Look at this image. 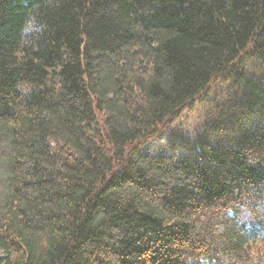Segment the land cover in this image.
<instances>
[{"label":"trees","instance_id":"trees-1","mask_svg":"<svg viewBox=\"0 0 264 264\" xmlns=\"http://www.w3.org/2000/svg\"><path fill=\"white\" fill-rule=\"evenodd\" d=\"M205 263L264 264V0H0V264Z\"/></svg>","mask_w":264,"mask_h":264},{"label":"rangeland","instance_id":"rangeland-1","mask_svg":"<svg viewBox=\"0 0 264 264\" xmlns=\"http://www.w3.org/2000/svg\"><path fill=\"white\" fill-rule=\"evenodd\" d=\"M202 109H203V103L202 102L198 103L191 110L184 112L176 123L184 129H187V130L194 129L196 126L199 125V123L202 120V117H203ZM163 141L164 140L161 137H156L155 139H152V141H150L144 147V151H147L150 153H156L159 147L163 144ZM205 264H208V263H205Z\"/></svg>","mask_w":264,"mask_h":264},{"label":"clouds","instance_id":"clouds-1","mask_svg":"<svg viewBox=\"0 0 264 264\" xmlns=\"http://www.w3.org/2000/svg\"><path fill=\"white\" fill-rule=\"evenodd\" d=\"M34 25H31V26H29V25H25V34L27 35V34H29V32L31 31V30H33L34 29Z\"/></svg>","mask_w":264,"mask_h":264}]
</instances>
